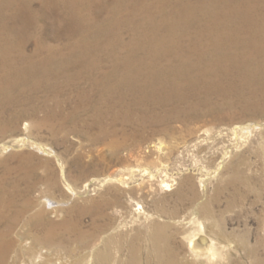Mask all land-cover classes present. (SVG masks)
I'll list each match as a JSON object with an SVG mask.
<instances>
[{"label":"rangeland","instance_id":"374dc122","mask_svg":"<svg viewBox=\"0 0 264 264\" xmlns=\"http://www.w3.org/2000/svg\"><path fill=\"white\" fill-rule=\"evenodd\" d=\"M32 3L39 8L41 1ZM97 5L94 2L93 8ZM64 27L62 24L55 31L45 17L36 33L60 32ZM46 40L48 44L66 42L65 37ZM34 45L30 41L26 52L31 53ZM108 66L106 61L104 68ZM62 80L59 95L48 90L47 95L40 93L31 100L24 97L23 102L5 110L7 130L0 133V201L4 199L0 264H27L28 252L20 247L41 239L50 223L63 226L66 222L69 230L62 229V244L55 237L47 247L53 256L59 253L64 259H83L111 240L108 264H130L129 244L134 241L142 248L139 264H146L147 236L153 222H162L169 225L168 247L180 260L198 264L187 243L193 216L212 238L215 251L206 258L209 264H255L256 258H264V133L254 129L250 135L234 136L228 130L239 123L264 124V107L250 101L231 105L222 95H212L217 103L213 116H203L200 111L201 118L193 119L188 113L180 118L173 115L145 127L119 124L123 145L113 150L92 142L96 127H83L82 117L92 121L94 103L88 109H77L78 104L86 103L76 95V87H65ZM90 96L97 101L96 95ZM171 101L169 111L155 105L148 110L156 115L164 111L178 114L173 108L177 103ZM45 107L59 115H53L50 124L41 122ZM73 110L79 115L75 125L67 119ZM15 115H20L17 126L11 120ZM232 176L237 180L231 184ZM41 210L45 213L37 220L35 215ZM251 248L257 254L248 252Z\"/></svg>","mask_w":264,"mask_h":264},{"label":"bare ground","instance_id":"6f19581e","mask_svg":"<svg viewBox=\"0 0 264 264\" xmlns=\"http://www.w3.org/2000/svg\"><path fill=\"white\" fill-rule=\"evenodd\" d=\"M32 1L0 0L1 134L7 130L3 120L7 108L23 102L24 97L31 100L40 93L47 95L48 90L59 95L62 79L65 87H76V95L86 103H77V109L95 104L92 121L81 118L83 127H96L92 142L106 144L113 150L123 145L118 137L122 132L119 124L145 127L161 123L167 116L180 118L188 113L193 119L199 118L200 111L203 116H213L216 102L212 95H222L231 105L235 101L244 105L250 101L258 108L264 107V0H40L39 8H34ZM94 2L98 4L96 9ZM45 17L53 23L55 31L62 24L64 29L37 35ZM48 37L59 41L65 37L66 42L48 44L45 42ZM30 41L35 45L27 53ZM90 95H96L97 101L93 102ZM171 100L177 103L173 108L178 114L165 113ZM203 104L206 109H201ZM152 105L162 107L164 113L156 115L153 107L149 112ZM76 110L66 115L73 125L79 118ZM44 111L41 119L44 124H50L51 117L58 115L49 107ZM11 120L17 126L20 115ZM254 129H259L261 135L264 124L239 123L228 130L235 136L250 135ZM235 180L232 176L229 182ZM3 206L4 199L0 201V221L4 220ZM44 213L37 212L36 219H42ZM191 219L188 247L198 264H209L206 258L215 251L212 238L201 230L202 225H198L194 216ZM66 223L63 226L50 223L41 239L20 247L28 252L27 264H81V260L82 264H108L111 240L104 243L102 250L85 254L83 259H64L57 256L59 253L53 256L47 247L55 237L63 239L62 229L69 230ZM152 224L147 236L146 264H152L153 260L156 264H190L168 247L169 225ZM2 235L0 232V239ZM219 247L217 244L216 248ZM129 249V263L139 264L142 248L133 241ZM248 252L257 254L253 248ZM255 264H264V258H256Z\"/></svg>","mask_w":264,"mask_h":264}]
</instances>
